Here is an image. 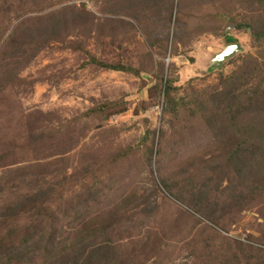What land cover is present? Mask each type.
Here are the masks:
<instances>
[{"label": "rangeland", "instance_id": "rangeland-1", "mask_svg": "<svg viewBox=\"0 0 264 264\" xmlns=\"http://www.w3.org/2000/svg\"><path fill=\"white\" fill-rule=\"evenodd\" d=\"M257 127L264 0H0V259L84 227L112 264H263L264 162L211 168Z\"/></svg>", "mask_w": 264, "mask_h": 264}, {"label": "trees", "instance_id": "trees-1", "mask_svg": "<svg viewBox=\"0 0 264 264\" xmlns=\"http://www.w3.org/2000/svg\"><path fill=\"white\" fill-rule=\"evenodd\" d=\"M228 40H232V38H228ZM256 129L257 130L255 131L254 136L251 135L249 137H246V139L242 142L234 143L237 144L235 146V151H230L227 155L228 157L226 158V160L220 162L218 158H216L218 156L214 157L213 159L214 161H216V164H213H215L216 166L213 165L211 166V168L215 169L217 167L219 169V174H221V177H224L226 169L235 171V169L237 168L236 166H241L244 170L246 168H258V166L264 162V128L260 129L257 127ZM245 134H249V132L246 130ZM245 173L246 171H244V174ZM260 182L264 184V181ZM208 183L209 182L204 181L203 184L207 185ZM199 195H204V193ZM49 197L50 195L44 197V199H41L42 202H40L39 204L44 203L46 200H48ZM53 217L54 215H51L44 219L49 221ZM37 220H40V218H37L34 223H37ZM74 232L76 238L73 243L71 242V244L67 242V237L65 238L62 236L58 237L56 241L55 236H52L49 240L46 241L48 247L45 249V253L46 256H48L49 258V264H110V262L111 264L113 263V259L108 258V256L111 255V252L107 253L106 251L109 246L108 242L101 240V243L96 246V249L91 250H88L87 246L82 244L83 236L86 238V235H91V238H93L97 235L96 230L90 231L88 229H84L83 227L79 229L75 228ZM28 239H31L28 244L38 243L39 241H41L39 240L33 242L32 236H28L26 241ZM23 245L24 243L22 245L17 243V245L8 246L7 249L4 251L3 258L0 259V264H27L28 262L21 259L20 257L22 253L20 255L19 251L21 250V246ZM32 246L31 248L33 250ZM14 251H16V254L13 253Z\"/></svg>", "mask_w": 264, "mask_h": 264}, {"label": "water", "instance_id": "water-1", "mask_svg": "<svg viewBox=\"0 0 264 264\" xmlns=\"http://www.w3.org/2000/svg\"><path fill=\"white\" fill-rule=\"evenodd\" d=\"M239 49V47L237 45H228L226 46L223 51H221L220 53H218V55H216L214 58H213V65L216 67V66H219L222 61H224L225 59L231 57L233 54H235Z\"/></svg>", "mask_w": 264, "mask_h": 264}]
</instances>
